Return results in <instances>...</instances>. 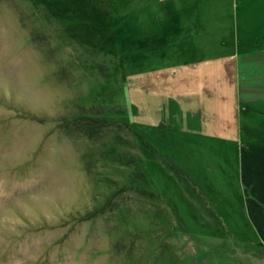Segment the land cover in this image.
<instances>
[{"label": "rangeland", "instance_id": "374dc122", "mask_svg": "<svg viewBox=\"0 0 264 264\" xmlns=\"http://www.w3.org/2000/svg\"><path fill=\"white\" fill-rule=\"evenodd\" d=\"M163 5L0 0V264H264L263 174L241 156L264 148V97L242 103L238 142L134 120L144 59L173 63ZM198 6L224 10L220 40L264 47V0Z\"/></svg>", "mask_w": 264, "mask_h": 264}, {"label": "crops", "instance_id": "0c3cea01", "mask_svg": "<svg viewBox=\"0 0 264 264\" xmlns=\"http://www.w3.org/2000/svg\"><path fill=\"white\" fill-rule=\"evenodd\" d=\"M162 3L160 18L170 13L177 17L174 37L164 43H171L173 63L152 66L150 54L144 59L149 67L141 77L131 79L133 110L138 112L135 122L167 127L188 139L240 141L242 103L264 97V47L241 51L236 42L220 40L218 35L227 29L219 30L224 25L218 18L224 10L219 7H200L198 0H173V6L167 0ZM211 13L216 18L210 21L206 15ZM241 156L263 174L258 190L264 201V148L242 146ZM254 205L253 212L261 220L264 207L255 201Z\"/></svg>", "mask_w": 264, "mask_h": 264}, {"label": "trees", "instance_id": "16d2710c", "mask_svg": "<svg viewBox=\"0 0 264 264\" xmlns=\"http://www.w3.org/2000/svg\"><path fill=\"white\" fill-rule=\"evenodd\" d=\"M84 117V116H83ZM83 117H81V119H78L77 121H78V127H79V129H82V130H85L86 131V133H91L90 131H92L93 130V127H92V124H89L90 123V121L92 120L90 117H84L85 118V120H82V118ZM86 118H88L87 120H86ZM102 123H106L107 121L106 120H102L101 121ZM130 126H131V130H132V133L134 134V136H135V138L141 143V144H143L146 148H149V149H151L153 152H155L156 153V149H155V147L153 146V145H151L140 133H138L137 131H135V129L132 127V125L130 124Z\"/></svg>", "mask_w": 264, "mask_h": 264}]
</instances>
